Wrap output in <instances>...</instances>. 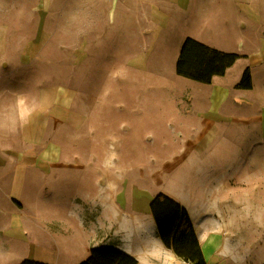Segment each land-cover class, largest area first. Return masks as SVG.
Instances as JSON below:
<instances>
[{
	"label": "rangeland",
	"instance_id": "obj_1",
	"mask_svg": "<svg viewBox=\"0 0 264 264\" xmlns=\"http://www.w3.org/2000/svg\"><path fill=\"white\" fill-rule=\"evenodd\" d=\"M187 37L242 56L219 77V108L175 72ZM0 115V164L69 166L36 188L52 214L111 196L153 222L149 200L164 193L207 264H264V0H0ZM160 241L123 242L139 264H192Z\"/></svg>",
	"mask_w": 264,
	"mask_h": 264
},
{
	"label": "crops",
	"instance_id": "obj_2",
	"mask_svg": "<svg viewBox=\"0 0 264 264\" xmlns=\"http://www.w3.org/2000/svg\"><path fill=\"white\" fill-rule=\"evenodd\" d=\"M244 69L234 83L235 88ZM223 76H214L210 83H203L204 87L208 86L213 93L215 106L218 108L219 101L224 96L219 99V92L227 89L219 80V77ZM197 86L199 89L201 85ZM0 117L2 118V115ZM22 152L23 155L28 153L27 150ZM35 153V156L42 157L48 162H53L54 160L50 159L56 156L48 155L45 149ZM68 167V165L57 163L41 164L39 161L32 164L26 161L19 164H0V264H19L25 259L46 264H69L75 250L82 246L85 249L84 257L77 263H73L79 264L88 257L92 248H112L128 253L123 241L132 235H138L144 241L149 240L158 244L160 239L151 213L153 222L148 215L135 218V222H132L129 211L122 207L117 197L106 196L90 201L85 198L71 199L70 207L63 212L67 214L64 218L57 210L52 214L43 208L41 200L37 199V193L40 197L42 192L36 188L42 189V180H45L48 174L66 170ZM27 190L34 192L33 196L36 198L34 202L24 200ZM60 217L62 220H59ZM44 220H51L53 224L51 222L44 224ZM81 239H86V242H82ZM160 243L166 248L161 241ZM19 247H22L28 255L22 254L15 261L14 257L11 259L10 253H14ZM148 264H155V262Z\"/></svg>",
	"mask_w": 264,
	"mask_h": 264
},
{
	"label": "trees",
	"instance_id": "obj_3",
	"mask_svg": "<svg viewBox=\"0 0 264 264\" xmlns=\"http://www.w3.org/2000/svg\"><path fill=\"white\" fill-rule=\"evenodd\" d=\"M241 55L226 52L194 38L187 37L181 44L175 63L177 75L200 83H210L214 76H223ZM240 89H251L249 67L236 84ZM156 224L157 234L163 245L174 254L192 264H206L193 223L186 208L164 193H158L149 204ZM19 264H46L25 259ZM79 264H138L132 255L112 248H92L88 257Z\"/></svg>",
	"mask_w": 264,
	"mask_h": 264
}]
</instances>
